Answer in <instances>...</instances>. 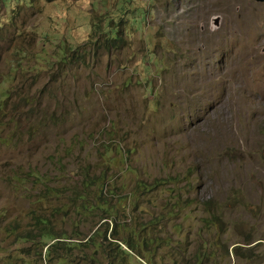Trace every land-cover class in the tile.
<instances>
[{
  "label": "rangeland",
  "instance_id": "374dc122",
  "mask_svg": "<svg viewBox=\"0 0 264 264\" xmlns=\"http://www.w3.org/2000/svg\"><path fill=\"white\" fill-rule=\"evenodd\" d=\"M104 145L130 150L106 171L122 193L156 181L139 200L171 208L181 187L182 228L165 230L188 257L202 239L215 264H264V2L0 0V264H53L16 236L62 201L35 202L29 171L65 185L99 172ZM77 219L55 215L57 252L100 223Z\"/></svg>",
  "mask_w": 264,
  "mask_h": 264
},
{
  "label": "trees",
  "instance_id": "16d2710c",
  "mask_svg": "<svg viewBox=\"0 0 264 264\" xmlns=\"http://www.w3.org/2000/svg\"><path fill=\"white\" fill-rule=\"evenodd\" d=\"M106 34L110 35V29ZM115 39L114 37L110 40ZM60 50L62 49H58V54ZM63 55L65 54L60 56ZM113 150L115 155L110 154ZM128 153L130 150H126V154ZM126 154L121 152L117 145L111 149L104 145L103 151L99 153L101 169L98 173L91 174L89 167H84L79 173L80 178L61 186L58 178H53L52 185L48 186L46 182H49V179L46 175L29 171L33 178L32 183L39 182L44 185V193L37 195L35 202L44 196L62 201L59 206L51 208L49 216L39 213L32 216L35 236L28 234L30 230L21 231L16 236L24 240L31 239L36 243L44 241L45 257L53 264H131L130 259L133 255L141 259V261L136 260L135 264H165L161 255L174 264H215V259L212 257L214 252L211 249V244H216L215 241L206 243L201 239L191 248L192 254L188 257L184 254L187 245L172 241V237L165 230V227L173 228L172 232L177 233L182 228V223H174L183 209L179 199L180 186L173 184L170 186L172 193L169 197H172L174 202L170 205L171 208H162V203L151 204L148 196L143 202L139 200L157 186L156 181L153 183L137 181L127 193H122L121 190L125 186L122 183L117 185L107 178L106 171L109 170V165L116 166L118 160L123 161L126 158ZM13 177L17 176L13 175ZM23 179L22 176L16 178V181L20 185ZM70 212L78 216L77 220L96 217L100 223L89 235L77 237L73 242L65 241L64 251L57 252L58 246L68 237H65L61 230L54 229L53 221L56 214L66 215ZM205 212L209 213V210ZM211 218L213 216L202 218L204 229L213 223ZM107 219L111 226L106 235ZM10 229L12 228H8L9 232ZM77 232L79 233L78 230ZM170 244L171 247L165 249ZM238 249L232 248L230 251L235 258L242 256Z\"/></svg>",
  "mask_w": 264,
  "mask_h": 264
},
{
  "label": "water",
  "instance_id": "95a60500",
  "mask_svg": "<svg viewBox=\"0 0 264 264\" xmlns=\"http://www.w3.org/2000/svg\"><path fill=\"white\" fill-rule=\"evenodd\" d=\"M255 1H258V2H264V0H255Z\"/></svg>",
  "mask_w": 264,
  "mask_h": 264
}]
</instances>
